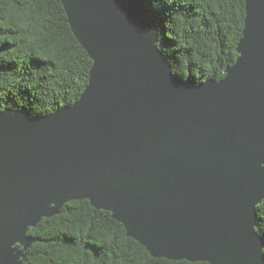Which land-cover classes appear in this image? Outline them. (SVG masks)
<instances>
[{
	"label": "water",
	"instance_id": "water-1",
	"mask_svg": "<svg viewBox=\"0 0 264 264\" xmlns=\"http://www.w3.org/2000/svg\"><path fill=\"white\" fill-rule=\"evenodd\" d=\"M93 63L73 104L0 111V264L88 199L157 258L264 264V0H245L238 57L178 82L144 0H61Z\"/></svg>",
	"mask_w": 264,
	"mask_h": 264
},
{
	"label": "trees",
	"instance_id": "trees-1",
	"mask_svg": "<svg viewBox=\"0 0 264 264\" xmlns=\"http://www.w3.org/2000/svg\"><path fill=\"white\" fill-rule=\"evenodd\" d=\"M144 2L176 81L225 76L238 57L245 0ZM92 63L61 0H0V111L23 108L38 117L73 104L89 82ZM256 230L264 238V201L257 206ZM28 233L37 241L23 264H210L154 257L110 211L88 199L67 202Z\"/></svg>",
	"mask_w": 264,
	"mask_h": 264
}]
</instances>
